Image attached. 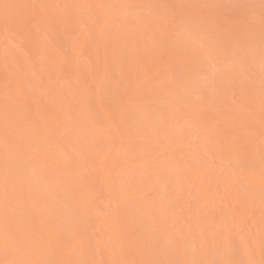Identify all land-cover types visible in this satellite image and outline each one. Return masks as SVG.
Here are the masks:
<instances>
[{
  "label": "snow or ice",
  "instance_id": "snow-or-ice-1",
  "mask_svg": "<svg viewBox=\"0 0 264 264\" xmlns=\"http://www.w3.org/2000/svg\"><path fill=\"white\" fill-rule=\"evenodd\" d=\"M0 32V264H264V0H0Z\"/></svg>",
  "mask_w": 264,
  "mask_h": 264
},
{
  "label": "bare ground",
  "instance_id": "bare-ground-1",
  "mask_svg": "<svg viewBox=\"0 0 264 264\" xmlns=\"http://www.w3.org/2000/svg\"><path fill=\"white\" fill-rule=\"evenodd\" d=\"M51 2H79V3H89L95 2V0H51ZM107 2V0H105ZM11 39V37H9ZM79 40L83 42L85 40V35L83 30H69L64 34V36L60 39L58 43V52L54 53L55 58L57 60H61L63 56H68L72 59L76 58V54L74 51V47L76 45V41ZM5 44V36L2 32H0V99H2L3 95V80L5 78V70L3 63V48ZM167 106V107H165ZM144 110L148 113L149 120L156 124L159 120V115L162 112L166 119L170 123L169 131L174 130V126L176 124H184L185 136L190 139L192 135H195L196 129L188 124H185L183 111L177 109L173 104L172 97H161L157 104L147 103L142 104ZM34 111H36V106H34ZM142 113L134 112L130 114L129 119L127 121V129L128 134L131 138L135 139L138 129H139V121L141 119ZM83 118H87L86 116ZM66 150L70 151V146H66ZM115 155V154H114ZM45 173L48 172L47 169H44ZM57 177L52 175V180L55 181ZM63 179L70 180V177H64ZM155 176L151 174L149 170H137L136 173L132 177H126L122 181V183H117L112 185L111 187L103 178H100L96 182V194L98 199L96 200V206L100 208H104L106 211L108 210V206L111 201L114 200L116 193L118 190L123 187L127 189L129 183L139 186L140 188H147L149 185L155 183ZM55 187V185H54ZM95 227L99 231L104 230L103 218L96 217L95 218Z\"/></svg>",
  "mask_w": 264,
  "mask_h": 264
}]
</instances>
